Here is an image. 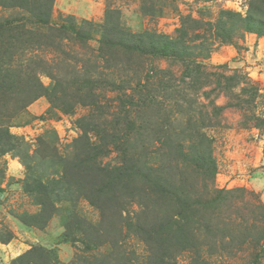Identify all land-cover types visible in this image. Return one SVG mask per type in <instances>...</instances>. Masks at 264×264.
<instances>
[{
    "label": "rangeland",
    "instance_id": "374dc122",
    "mask_svg": "<svg viewBox=\"0 0 264 264\" xmlns=\"http://www.w3.org/2000/svg\"><path fill=\"white\" fill-rule=\"evenodd\" d=\"M250 2L54 1L53 23L71 17L98 26L87 44L66 43L69 56L45 50L40 55L46 63L15 66L23 79L35 69L47 88L55 85V75L60 91L54 104L43 95L21 109L20 95L0 88V129L13 136L0 144V264H150L151 246L131 226L136 214L143 215L139 202L146 197L133 196L132 190L137 191L132 187L105 185L107 173L123 167L128 173L132 158L156 167L163 160L200 187L194 154L189 161L179 150L197 144L198 132L213 138L215 185L247 192L234 212L252 227L257 215L253 203L260 199L264 205V125L243 128V123L251 110L264 116V96L257 108L226 109L211 126L207 101L182 79L184 63L224 64L226 71L246 74L264 93V35L240 30L222 41L208 24L217 22L225 9L247 15ZM109 10L110 24L103 27ZM7 19L37 27L26 10L0 4V21ZM114 24L119 31H105ZM142 32L180 39L189 46L187 53L182 59L141 56L103 43L120 39L121 33ZM93 76L98 83L89 94L80 85ZM163 139L172 150L159 157L152 150ZM93 143L100 149L95 151ZM89 150L98 156L93 166L81 163ZM257 253L249 241L223 254L210 253L207 246L199 250L206 264H264V256L255 260ZM193 255L181 250L175 261L188 264ZM168 261L157 257V264Z\"/></svg>",
    "mask_w": 264,
    "mask_h": 264
},
{
    "label": "trees",
    "instance_id": "16d2710c",
    "mask_svg": "<svg viewBox=\"0 0 264 264\" xmlns=\"http://www.w3.org/2000/svg\"><path fill=\"white\" fill-rule=\"evenodd\" d=\"M54 1L0 0L4 7L26 10L34 17L37 25L31 27L22 19L0 21V88L5 87L7 91L21 96H19L21 109H25L43 95L54 104L57 101L55 93L60 91L57 90L60 80L52 74L51 77L56 83L53 87L47 88L35 69H31L30 74L26 75L27 78L23 79L21 74L16 73L15 66H22L25 63H46L47 61L40 55V52L45 50L69 56L70 52L65 48L66 43L73 41L80 45L87 44L98 26L92 21L86 19L78 21L71 17L65 18L63 23H53ZM110 13L109 10L103 27L109 26ZM208 24L212 30L214 29L215 36L222 41L232 40L235 33L240 30L264 35V0H251L250 10L245 16L225 9L221 11L217 22ZM116 28L119 31V24L107 27L105 31L114 33ZM119 38L113 39V42L103 43L114 48H124L141 56L153 54L179 59L186 55L189 47L180 39L159 33H121ZM183 66V82L188 88L199 92L202 99L207 101L203 104L209 110L207 113L209 120L214 123L211 126L219 123L226 109L245 110L253 106L257 108L258 98L264 96L262 88L246 74L238 71L227 72L225 69L228 67L224 64L210 66L202 61H196L184 63ZM20 79L25 81L21 84L22 87H19ZM83 80L80 86L83 89L88 88L87 92L92 94L98 80L94 79V76ZM222 97L225 99L224 104L218 103ZM244 117L243 128L261 129L264 125V116L255 110L249 111ZM132 123L134 124V121ZM0 131H4L0 135V144L10 143L13 136L7 130ZM197 138V144L189 148V151L186 152L183 145L179 150L189 161V155L194 154V169L202 178L200 187L190 182V177L183 171L175 170L172 165H168V161L162 160L156 167L135 158L130 160L131 166L127 165L128 173L125 174L126 167L109 171L107 173L109 180H106L105 185L112 183L113 188L132 187L137 191L135 193L132 190L133 196L145 195L146 200L139 202V205L147 212L144 213L142 210L143 215L136 214L133 219L135 226L133 224L131 226L137 235L143 236L151 246L153 256L150 264H157V257L160 255L162 260H169L166 264H177L175 256L181 250L194 254L188 264H206L200 259L199 254L203 246H207L210 253L223 254L229 252L235 245L248 241L258 252L255 260L262 259L264 205L260 199L257 201L258 204L253 203L257 215L252 227L237 217L234 211L239 207V202L244 201L247 192L243 188L224 189L215 185L217 160L213 154V138L205 132H198ZM161 143L163 148L159 145L153 146L152 152H157L159 157L162 155L166 157L172 148L165 140ZM91 146L95 151L100 149L94 143ZM86 156L81 163L93 166L98 157L96 153L89 150ZM138 180L145 186L139 187L136 184ZM257 264H260V260Z\"/></svg>",
    "mask_w": 264,
    "mask_h": 264
}]
</instances>
